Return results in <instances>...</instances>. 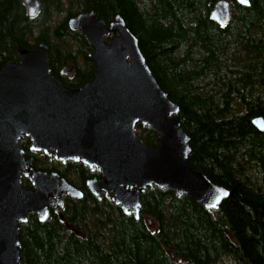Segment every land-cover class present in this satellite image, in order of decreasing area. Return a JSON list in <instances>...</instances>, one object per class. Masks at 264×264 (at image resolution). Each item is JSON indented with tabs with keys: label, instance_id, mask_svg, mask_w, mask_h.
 I'll return each instance as SVG.
<instances>
[{
	"label": "trees",
	"instance_id": "1",
	"mask_svg": "<svg viewBox=\"0 0 264 264\" xmlns=\"http://www.w3.org/2000/svg\"><path fill=\"white\" fill-rule=\"evenodd\" d=\"M217 1L41 0L38 16L30 17L24 0H0V69L46 42L52 73L74 88L96 69L89 43L69 19L95 11L109 25L122 16L181 107L177 118L191 137V165L230 190L209 211L191 197L153 187L142 194L137 219L109 197H95L85 179H68L83 198H67L63 218L42 222L29 215L21 225L20 264H220L225 257L264 264V132L252 122L264 116V0L250 6L229 0L224 27L211 18ZM60 13L64 18L51 24ZM70 64L75 75H63ZM136 131L147 145L159 144L153 128L139 124ZM30 143L22 139L27 151Z\"/></svg>",
	"mask_w": 264,
	"mask_h": 264
},
{
	"label": "water",
	"instance_id": "2",
	"mask_svg": "<svg viewBox=\"0 0 264 264\" xmlns=\"http://www.w3.org/2000/svg\"><path fill=\"white\" fill-rule=\"evenodd\" d=\"M24 2L28 15L38 16L41 0ZM230 17V1L218 0L212 20L224 27ZM68 24L92 48V80L78 88L67 86L52 73L46 42L23 49L19 61L0 69V264L21 263V225L30 213L44 222L51 206H63L65 194L84 196L59 174L37 170L21 147L24 137L33 151L98 168L101 177L87 183L91 192L99 199L108 196L137 219L142 194L153 187L191 197L209 211L219 209L230 195L227 187L191 165V137L177 118L181 107L161 85L124 18L118 15L108 25L95 11H82ZM73 69L67 65L63 73ZM252 122L264 132V116ZM139 124L156 131L158 145L145 143L136 131ZM27 166L33 171L31 189L22 185ZM147 222L155 224L151 217Z\"/></svg>",
	"mask_w": 264,
	"mask_h": 264
},
{
	"label": "flooded vegetation",
	"instance_id": "3",
	"mask_svg": "<svg viewBox=\"0 0 264 264\" xmlns=\"http://www.w3.org/2000/svg\"><path fill=\"white\" fill-rule=\"evenodd\" d=\"M107 38H110V36H107L106 39ZM91 50H92V48H91ZM65 67L66 66H64L62 68V74L63 75H70V76H72L73 74L75 75V71H74L75 68L69 73H63V69ZM72 88H74V87H72ZM20 144H21V147L24 149V154H25L26 158H33L34 159V167L37 170L46 172L49 176L51 174H53V173H57V174L60 175L59 179H67V180L68 179H74V180H77V181H78V179H85V184H86V186H87V188L89 190H90V188H89V186L87 184L88 180L101 177V172L96 167H90V166L84 164L83 162H77V161H66V162H64L62 160L51 158V156L49 154H45L43 151H33V150H31V148H30L31 143L29 145V150L27 151L22 146V140H21ZM29 168H30V166H27L26 170L21 173V179H22V185H24L23 184L24 182H26V181L28 182L29 181L30 185H27L25 183L27 185V187H24V186L23 187L31 189V188H33V185H32V182H31V175H32L33 171H31ZM26 172H29L28 173L29 175H27ZM71 184H73V183H71ZM69 197H71V196L68 195V194H65L63 196V201H64L63 206H59L58 207L57 202H56L55 205L51 206L50 210H49V217H51L52 215H58L61 218H63V211H64V209H66L67 198H69ZM71 198H73V197H71ZM74 199H76V198H74ZM58 208H59V212H58ZM35 215L39 219V217L37 216L36 213H35Z\"/></svg>",
	"mask_w": 264,
	"mask_h": 264
},
{
	"label": "rangeland",
	"instance_id": "4",
	"mask_svg": "<svg viewBox=\"0 0 264 264\" xmlns=\"http://www.w3.org/2000/svg\"><path fill=\"white\" fill-rule=\"evenodd\" d=\"M66 13H60L57 15L52 16V20H51V24H54L56 22H58L59 20H61L62 18H64ZM82 61H80L81 63ZM220 264H235L233 261H231L228 257H225Z\"/></svg>",
	"mask_w": 264,
	"mask_h": 264
},
{
	"label": "bare ground",
	"instance_id": "5",
	"mask_svg": "<svg viewBox=\"0 0 264 264\" xmlns=\"http://www.w3.org/2000/svg\"><path fill=\"white\" fill-rule=\"evenodd\" d=\"M108 197V196H107Z\"/></svg>",
	"mask_w": 264,
	"mask_h": 264
}]
</instances>
